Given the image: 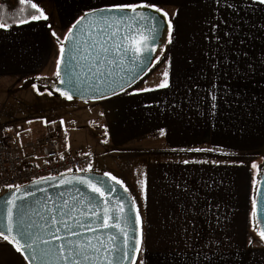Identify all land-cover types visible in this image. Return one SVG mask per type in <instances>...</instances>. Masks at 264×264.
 I'll use <instances>...</instances> for the list:
<instances>
[{"label":"crops","instance_id":"1","mask_svg":"<svg viewBox=\"0 0 264 264\" xmlns=\"http://www.w3.org/2000/svg\"><path fill=\"white\" fill-rule=\"evenodd\" d=\"M35 2L45 10L47 21L17 23L8 30L0 29V95L3 96L0 134L8 132L26 141L50 128L58 136L67 135L66 149L91 153L94 170L110 173L103 167H94L95 155L105 154L115 163H124L128 167L127 179L111 174L123 181L131 192L145 221L146 251L141 256L145 264H173L174 250L184 246L181 225L185 224V218L181 215L180 203L189 197L182 188H175L177 181L182 187L186 182L192 192L199 194L197 210L205 206V201L200 199L207 195L203 182L213 184L209 198L221 205L219 212L226 217L222 231L217 229L213 234L230 242L214 264H264V242L251 223L254 168L221 156L213 159L205 152L187 151L199 147L226 153L252 151L262 154L264 151V67L247 77L236 75L229 68L227 76L221 72L213 78L208 64L218 47L210 31L212 23L218 24L223 42L226 39L223 32L231 31L227 25L235 27L239 19L235 12L223 3L217 4L216 0H155L169 14L168 18L179 24L173 44L168 45L166 39L160 59L124 92L106 99L79 101L49 95V90L37 86L34 89L33 85L25 83L31 78L55 77L59 44L68 28L87 10L86 5H103L104 0ZM240 17L247 19L250 25L264 20V13L242 11ZM221 19L226 23L219 24ZM241 28V35L250 30L242 22ZM237 41L234 37V42ZM230 48L225 44L218 58L222 59ZM246 50L254 63L264 56L259 41ZM206 51L209 56L204 55ZM227 54L235 59L230 51ZM166 69L171 87L157 89ZM244 70L241 64V73ZM213 82L218 97L224 96L225 90L233 92L224 97L228 104L218 99L215 116L208 111L207 96ZM143 88L155 90L138 91ZM237 92L241 93L238 103L235 101ZM161 128L166 130V135H160ZM183 160L208 163L185 165ZM145 180L146 199L141 197L140 191V182ZM193 223L200 238L192 243L199 248L212 229L203 215L196 216ZM212 228H215L214 223ZM0 251L3 252L0 264H27L12 245L2 239Z\"/></svg>","mask_w":264,"mask_h":264},{"label":"snow or ice","instance_id":"2","mask_svg":"<svg viewBox=\"0 0 264 264\" xmlns=\"http://www.w3.org/2000/svg\"><path fill=\"white\" fill-rule=\"evenodd\" d=\"M21 10L25 15H30L29 19L19 20L20 24L29 23L31 21H47L49 19L45 10L39 6L35 0H18ZM217 4L223 3L225 7L235 12L239 18L236 22V26L233 27L228 24L227 27L231 31H224L223 38H226L222 42V37L219 34V27L217 23H212L210 31L218 45V47L212 52L208 64L212 69L213 78L219 76L221 72L225 76L228 75V69L231 68L232 72L236 75H242L247 77L249 73L256 71L259 67H264V56H261L257 62H252L249 58V52L246 50L249 46L255 45L259 41V48L261 53H264V20L259 23H253L249 25V21L240 17L242 11H252L264 13V0H216ZM30 4V9L26 6ZM87 10L82 13L71 27L68 28L67 34H65L63 40L65 42L71 41L72 47L67 49L61 42L59 49V57L56 60V72L55 76L59 79L61 84L75 83V86L79 87L78 78L74 80V74L71 69L66 72L67 81L60 79L61 77V64L62 60L67 54L71 59L76 60L78 57L80 60L93 61V67L97 69V72L93 75L95 84L89 83L87 90L99 92L100 99L108 98L100 88L106 89L111 95L116 96L119 93L125 91V85L131 84L139 75V71H143L147 64L152 63V60H158V57H149L148 53L157 51V43L160 42L159 37L161 35V17L166 21L163 30L167 35V44L171 45L174 42V37L179 31V24L174 23L173 19L168 18L169 14L161 7L157 5L155 0H142V2H134V0H104L103 5H86ZM144 9H153L155 13L160 14L149 16L145 14ZM35 12L38 14H31ZM173 13V16H176ZM87 21V23H85ZM241 22L244 25L249 26V31L244 32L241 35L243 29L241 28ZM226 21L221 19L219 24H224ZM11 25H6L0 22V29L8 30ZM50 27V26H49ZM79 28L80 31L75 30ZM53 37H56L60 42V38L55 32L51 33ZM234 37L238 38L237 42H234ZM207 39V36L205 37ZM225 44L230 45L231 48L226 50L223 54V58L219 59L217 54L220 53V49L225 47ZM83 49V51H82ZM231 52L232 59L227 52ZM205 56H209L206 51ZM241 64L245 66V70L241 73ZM107 65V71H100V67ZM143 65V67H141ZM223 65V67H221ZM115 69H119V73L113 74ZM122 73V75H121ZM133 73H135L133 75ZM163 79L156 86L157 89L170 88L169 72L166 69L162 73ZM36 88V85H33ZM60 95L68 100L72 99V96L67 92L60 91ZM155 89L143 88L139 89V92L154 91ZM198 91V89H197ZM49 95L52 93L49 92ZM135 94V93H133ZM191 94V89H189ZM232 90H225L224 96L218 97L216 91L215 82H213L210 90L207 93L209 99L208 111L212 116L217 114L219 108L218 99L223 103L228 104V100L224 97L231 96ZM241 97V93L235 94V101L238 103ZM202 99V98H201ZM175 107V105H173ZM28 123H31L29 121ZM47 123V122H46ZM63 123V121H61ZM161 136L166 135V130L161 128L159 130ZM19 135V133H17ZM107 141H105L106 143ZM175 151V149H173ZM183 151V149H181ZM187 151H213V149H201L191 148ZM63 158V157H61ZM183 164L189 163H208V161H189L183 160ZM213 163H216L213 161ZM253 168H257L255 163L252 164ZM260 167H264L261 165ZM91 168L83 169L87 172ZM105 177H108L111 181H114L116 185L123 188L127 193L128 189L124 186L123 181L117 179L111 173L105 172ZM54 179V177H41L40 180ZM40 181H33V183H39ZM78 183L85 185L91 190L92 193H98L101 197H105V192H113L115 188L108 185L104 190L97 186V184L103 183V181H97L93 183L92 180L85 176H73L70 179H62V184ZM264 185V181L260 182ZM141 197L147 198V181H141ZM176 189H181L183 193L189 198L186 201L180 203L181 215L185 218V224L181 225L182 234L185 237L183 241V248L174 250L173 264H214L218 254L227 246H230V242H226L223 237L217 238L213 232L217 229L222 231V223L225 220V216H222L219 212L221 205L214 203L213 199L209 196L213 193V184L204 181L203 186L206 188L207 195L200 197L205 201V206L197 210V198L198 193H194L188 187L185 182L183 187L180 182L175 183ZM8 189H14L9 195H6L0 199L6 208V223L0 224V239L7 241L9 245L15 249V253H19L23 260L27 264H145V261L141 258L146 251L145 236H144V224L145 221L141 216L140 209L137 207L135 200L132 202V208L135 212L134 219L128 217L125 214L123 197H120L116 201L114 208L107 206V199H105V207L99 208L98 204L94 203L90 198L87 199V204L91 206V215L95 217L93 221L96 227L87 226L80 221H76L78 227L85 228L86 231L92 232V237L80 239H69L59 235L61 227L66 230L67 237H78L80 234L73 230V228L65 223L63 217L69 214L64 212L63 208L67 207V201L64 202V206L59 209L60 218L56 215H52L50 219L44 220V223H29L26 221V213L23 210V205L18 204V201H23L28 196L35 195L34 192L23 190L22 185H7ZM253 188L256 195L252 198V211L251 216L258 219V209L260 207L259 197L264 196V187L256 188V180H253ZM23 190V195H18ZM37 191L43 192L44 189H37ZM79 203L85 204V199L82 198ZM76 209L74 208L73 211ZM52 212V209L48 210ZM102 212L103 215H99ZM82 215H88V213H82ZM203 215L206 217L210 229L208 238L199 247L195 248L192 241L199 240L200 233L197 231L193 220L196 216ZM71 219V217L69 216ZM43 219V218H42ZM213 223L215 228H212ZM261 225H264V219L259 220ZM134 226V227H133ZM189 226H191L189 228ZM49 229H54L51 231ZM98 229L109 230L96 235ZM115 229L116 231H110ZM253 230H256L254 224ZM16 232V235H13ZM131 233V234H130ZM194 234V235H193ZM257 235L260 240L264 242V230L257 231ZM23 240V243H21ZM57 241L58 243H53ZM249 245L252 244V239L248 240ZM29 251L30 255H25V251ZM11 252V249L8 250ZM13 253V255L15 254ZM0 255L3 252L0 251Z\"/></svg>","mask_w":264,"mask_h":264},{"label":"water","instance_id":"3","mask_svg":"<svg viewBox=\"0 0 264 264\" xmlns=\"http://www.w3.org/2000/svg\"><path fill=\"white\" fill-rule=\"evenodd\" d=\"M145 14L152 16L160 14L155 13L153 9H144L143 10ZM82 15V14H81ZM75 22V21H74ZM73 22V23H74ZM87 23V21H85ZM166 24V21L161 17V35L159 37L160 42L157 43V51L153 53H148L147 55L149 57H159L162 51V47L164 46L167 35L166 32L163 30L164 25ZM71 27V26H70ZM76 32H79L80 29L77 28L75 30ZM67 34V33H66ZM63 43V46L67 49L72 47V42L64 40L61 41ZM61 42L59 46L61 47ZM83 51V49H82ZM60 55V54H59ZM156 60H152V63L147 64V67H144L143 71H139V68L137 71L139 72V75L136 76V79L131 82V84L125 85V90L130 88L134 83H136L140 78H142L154 65ZM143 67V65H141ZM71 69L74 74V80L78 78L79 81V87L77 88L75 86V83H63L61 84L59 82V79L55 76L52 78L51 81H45L40 78H31L26 81V85H36L39 89H47L49 92H51L53 95L60 96V92L56 89H60V91L67 92L69 95L72 96V100H79V101H94V100H100L99 98V92H94L87 90V86L89 83L95 84L96 81L93 79V75L97 72V69L93 67V61L91 60H80L79 57L76 60L71 59V57L67 54V51L65 53V56L62 60L61 64V77L60 79H64L67 81L66 72ZM100 71H107L108 66L104 65L100 67ZM119 73V69H115L113 74L116 75ZM135 73H133L134 75ZM122 75V73H121ZM100 91H103L107 97H111L110 92H108L104 88H100ZM118 93H121L119 89H117ZM65 98V97H63ZM105 171L102 170H89L87 172L84 171H78V172H67V173H61L57 175H50V176H44V178L47 177H54V179L48 180H40V178L31 180L29 182L20 184L23 186V190L34 192L35 195L26 197L23 201H18V204H22L23 210L26 213V221L29 223H37L42 224L44 223V220L50 219L52 215H56L57 218H60V212L59 209L64 206V202L67 201V207H64V212L68 213V216H64L63 219L65 223L69 224L73 230L78 232L80 235L78 237H67L66 230L61 227V231L59 232V235L62 237H66L69 239H80L84 240L85 238L92 237L94 234L92 232L86 231L85 228L78 227L76 224V221H80L81 223L96 227V224L93 223L95 220V217L91 215V206L87 204V199H91L94 203L98 204L99 208L102 209L105 207V199H107V206L109 208H114L116 206V201L118 198L123 197V204H124V210L125 214L128 217H131L134 219L135 212L132 208V202L134 200L131 192L128 190L127 193L124 192L123 188H121L119 185H116L114 181H111L108 177L104 176ZM73 176H85L88 179L92 180L93 183H96L97 181H103V183L97 184L98 187H100L102 190H104L108 185H111L113 188H115V191L113 192H105V197H101L98 193L94 194L91 192L89 188H87L85 185H81L78 183H71V184H62V179H70ZM256 188L264 187V185H261V181H264V172L256 177ZM33 181H40L39 183H33ZM125 186V185H124ZM126 187V186H125ZM127 188V187H126ZM37 189H44L43 192L37 191ZM128 189V188H127ZM23 190L21 193H18V195H23ZM14 191V189H8L0 194V198L9 195L10 192ZM256 195V192L254 191V188L251 193V199L253 196ZM84 198L85 204L81 205L79 201ZM261 203L260 207L258 209V219L253 218L251 216V223L252 225L256 226V232L260 230H264V225H261L259 223V220L264 219V196L259 197ZM76 209L73 211V209ZM52 209V212H49L48 210ZM82 213H88V215H82ZM99 215H103L102 212L99 213ZM6 208L3 203V200L0 199V224L6 223ZM71 217V219L69 218ZM43 218V219H42ZM134 227V226H133ZM51 231H54V229H49ZM109 231L104 229H98L96 235H100L101 233ZM110 231L115 232V229H111ZM131 234V233H130ZM13 235H16V232H13ZM21 243H23V240H21ZM53 243H58L57 241H53ZM31 253L29 251H25V255H30ZM27 263V262H26ZM33 264H38V262H33ZM128 264V262H126Z\"/></svg>","mask_w":264,"mask_h":264},{"label":"built area","instance_id":"4","mask_svg":"<svg viewBox=\"0 0 264 264\" xmlns=\"http://www.w3.org/2000/svg\"><path fill=\"white\" fill-rule=\"evenodd\" d=\"M67 145V135L58 136L50 128L26 141H19L8 132L0 134V194L9 184L20 185L44 176L93 167L89 152L71 151L66 149Z\"/></svg>","mask_w":264,"mask_h":264},{"label":"rangeland","instance_id":"5","mask_svg":"<svg viewBox=\"0 0 264 264\" xmlns=\"http://www.w3.org/2000/svg\"><path fill=\"white\" fill-rule=\"evenodd\" d=\"M158 59H160V55H159ZM2 100H3V96L0 95V101H2ZM19 141H21V140H19ZM199 148L206 149V148H202V147H199ZM193 152H195V151H193ZM204 152L207 155L211 154L213 156V159H217L218 157L221 156L224 159H228L229 161H232L234 163H243V164L250 165V166H252V164L255 163L257 165V168L253 169L254 170L253 180L256 179V177H257L256 172H258L259 170L261 171L264 168V167H260L261 165H264V151L262 152V154H260V152L259 153H256V152L253 153L252 151L227 152L226 153V152H220V151L213 149V151H199L198 153H204ZM98 166L107 169L110 173H115L122 178H126L128 167H126L124 163H115L112 160V158L108 155H105V154H100L98 156L95 155L94 167H98ZM252 185H253V182H252ZM252 190H253V188H252Z\"/></svg>","mask_w":264,"mask_h":264},{"label":"trees","instance_id":"6","mask_svg":"<svg viewBox=\"0 0 264 264\" xmlns=\"http://www.w3.org/2000/svg\"><path fill=\"white\" fill-rule=\"evenodd\" d=\"M18 0H0V22L6 25H14L19 23L21 19H30V15H25L21 10ZM30 9V4L26 6ZM31 14H38L31 12ZM45 81H51L52 78H42ZM264 172V168L259 172L258 175ZM253 226V225H252Z\"/></svg>","mask_w":264,"mask_h":264}]
</instances>
